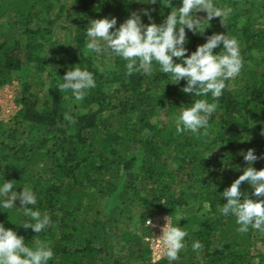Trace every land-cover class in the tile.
Wrapping results in <instances>:
<instances>
[{
  "label": "trees",
  "instance_id": "trees-1",
  "mask_svg": "<svg viewBox=\"0 0 264 264\" xmlns=\"http://www.w3.org/2000/svg\"><path fill=\"white\" fill-rule=\"evenodd\" d=\"M213 3L231 8L224 26L213 17L203 35L186 29L185 46L190 53L225 31L239 42L242 67L226 81L206 130L177 133L178 108L194 95L181 91L183 79L171 83L158 65L150 75L126 76L121 58L84 47L89 19L116 17L118 27L136 11L143 23H160L171 11L165 0H0V89L15 79L20 85L18 111L0 122V172L17 192L31 187L35 207L51 217L39 234L13 223L17 209H0V223L30 246L50 242L49 264H264V232L240 233L235 218L218 211L225 202L218 193L247 166L243 151L252 148V166L264 168V0ZM75 64L96 82L80 102L56 84ZM240 190L258 198L246 182ZM177 209L185 246L175 261H153L146 223L163 215L174 221ZM193 240L202 247L194 250Z\"/></svg>",
  "mask_w": 264,
  "mask_h": 264
},
{
  "label": "clouds",
  "instance_id": "clouds-1",
  "mask_svg": "<svg viewBox=\"0 0 264 264\" xmlns=\"http://www.w3.org/2000/svg\"><path fill=\"white\" fill-rule=\"evenodd\" d=\"M143 2L154 3L155 0ZM165 4H169L171 11L160 23L145 24L136 11H132L118 27L116 17L89 19L85 28L84 47L96 54L105 52L121 58L126 76L134 72L150 75L158 65V70L167 74L171 83L176 84L183 79L186 83L182 85L181 91L194 95L191 103L182 104L178 108L175 128L177 133H197L206 130L210 117L217 110V98L223 95L226 81L239 74L242 58L238 40L225 31L208 35L205 42L198 44L189 53L185 46V30L203 35L213 17H219L224 26L231 8L217 6L213 0H180L178 6H171L169 0H165ZM201 10L206 12V17L197 15ZM141 11L148 15L147 9ZM148 19L151 20V16ZM218 46H221L220 50L214 52ZM75 65L69 67L63 76L59 75L61 78L56 84L59 90L69 93L74 102H80L87 91L96 86V82L92 71L79 64ZM209 96L213 98L211 101ZM63 117L69 123L74 120L73 115L67 111ZM242 155L247 166L230 185L218 193L225 198L224 203L218 204V211L223 216H233L238 226L236 231L240 233H246L250 228L264 232V198H259L264 197V168L258 170L252 166L258 159L252 148L243 151ZM241 182L250 185L251 195L258 198L253 199L246 192H241ZM15 184V180L4 179L0 172V209L19 210L22 216L13 223L25 229L31 228L37 234L41 233L50 225V215L35 207L37 195L31 187L23 186L17 192L13 188ZM208 186L215 192V184L210 183ZM16 200L22 207L14 204ZM202 204L205 211L211 206L208 200ZM181 218H184V212L177 209L174 221L166 216V222L161 227L159 250L169 261L177 259L188 237L187 230L177 223ZM191 247L195 250L202 245L199 240H193ZM52 257L53 249L47 240L37 239L30 246L25 243L23 236L0 223V264H49Z\"/></svg>",
  "mask_w": 264,
  "mask_h": 264
},
{
  "label": "rangeland",
  "instance_id": "rangeland-1",
  "mask_svg": "<svg viewBox=\"0 0 264 264\" xmlns=\"http://www.w3.org/2000/svg\"><path fill=\"white\" fill-rule=\"evenodd\" d=\"M5 26L4 29H6ZM90 51H88L89 53ZM95 64L101 68V70H106L107 62L98 61L95 58ZM19 82L15 79L12 84L7 85L0 89V122H8L10 117H12L19 109V105L16 103L17 92L19 90ZM167 215H163V220L165 221V217ZM166 222V221H165ZM159 235L161 233L159 232ZM156 260V259H155Z\"/></svg>",
  "mask_w": 264,
  "mask_h": 264
},
{
  "label": "built area",
  "instance_id": "built-area-1",
  "mask_svg": "<svg viewBox=\"0 0 264 264\" xmlns=\"http://www.w3.org/2000/svg\"><path fill=\"white\" fill-rule=\"evenodd\" d=\"M164 223L165 221L163 220V216H156V217L150 218L146 223V225L150 228V231H151L150 236L147 238V240L150 242L153 261H157L161 257L165 256L159 250V242H158V238L160 236L159 232L161 233V227Z\"/></svg>",
  "mask_w": 264,
  "mask_h": 264
}]
</instances>
